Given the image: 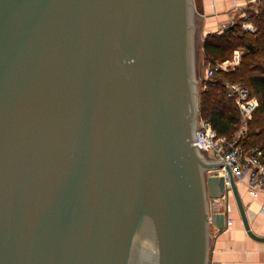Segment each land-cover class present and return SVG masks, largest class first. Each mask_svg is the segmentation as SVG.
Returning a JSON list of instances; mask_svg holds the SVG:
<instances>
[{"label": "water", "instance_id": "obj_1", "mask_svg": "<svg viewBox=\"0 0 264 264\" xmlns=\"http://www.w3.org/2000/svg\"><path fill=\"white\" fill-rule=\"evenodd\" d=\"M201 23L194 0H0V264H207Z\"/></svg>", "mask_w": 264, "mask_h": 264}, {"label": "trees", "instance_id": "obj_2", "mask_svg": "<svg viewBox=\"0 0 264 264\" xmlns=\"http://www.w3.org/2000/svg\"><path fill=\"white\" fill-rule=\"evenodd\" d=\"M246 11V16L237 18L222 30L208 32L202 40L205 63L228 59L236 48H241L242 53L233 68L219 69L212 78L202 80L198 109L200 116L209 119L218 134L231 137L239 114L234 101L226 95L225 82L242 81L258 99L242 144L264 148V6L250 7ZM243 20H250L255 28H243Z\"/></svg>", "mask_w": 264, "mask_h": 264}, {"label": "crops", "instance_id": "obj_3", "mask_svg": "<svg viewBox=\"0 0 264 264\" xmlns=\"http://www.w3.org/2000/svg\"><path fill=\"white\" fill-rule=\"evenodd\" d=\"M194 4L202 14L201 40L208 32L246 16L251 7L246 0H194ZM236 186L250 230L264 236V192L252 196L245 181H237ZM210 205V211L224 212L232 222L221 230L210 225L207 264H264V240L248 234L233 194L212 199Z\"/></svg>", "mask_w": 264, "mask_h": 264}, {"label": "built area", "instance_id": "obj_4", "mask_svg": "<svg viewBox=\"0 0 264 264\" xmlns=\"http://www.w3.org/2000/svg\"><path fill=\"white\" fill-rule=\"evenodd\" d=\"M251 7L264 6V0H246ZM242 26L245 29L253 30L252 23L243 20ZM222 27H226L225 24ZM239 61V51L235 50L231 59H225L209 65L206 70V77L211 78L219 69L232 68ZM225 92L238 108V121L231 137L220 135L212 127L209 119L201 117L198 113L196 129L198 144L207 149L209 156L221 159L224 163L219 168L210 170V173L218 172L224 177V193L227 196L232 193L230 178L226 167H229L232 176L237 181H245L248 192L257 196L264 192V148L259 145L244 146L242 139L245 136L248 120L258 105V99L251 94L250 89L243 83L237 81H226ZM229 206L227 205V211ZM232 220L226 215L223 228H228Z\"/></svg>", "mask_w": 264, "mask_h": 264}, {"label": "rangeland", "instance_id": "obj_5", "mask_svg": "<svg viewBox=\"0 0 264 264\" xmlns=\"http://www.w3.org/2000/svg\"><path fill=\"white\" fill-rule=\"evenodd\" d=\"M248 21H250V20H248ZM243 22V21H242ZM251 22V21H250ZM252 23V22H251ZM228 25V24H227ZM226 25V26H227ZM252 25H253V27L255 28V25L252 23ZM243 27V26H242ZM225 28V27H224ZM244 28V27H243ZM211 32H213V31H211ZM199 35H200V38H201V32H199ZM204 38V37H203ZM203 40V39H202ZM202 40H201V45L199 46V49H198V58H197V71H198V77L200 78V80H199V82L197 83V90H198V98H199V92H200V90L203 88V85H202V80H205V79H207V77H206V70H207V68L209 67V65H211V63H205V61H204V58H203V50H202ZM235 50H238L239 51V61H240V59H241V53H242V49L241 48H236V49H234L233 50V52H232V54H231V56H230V58H228V59H231L232 57H233V53H234V51ZM239 61H238V63H239ZM237 63V64H238ZM235 66V65H234ZM233 66V67H234ZM232 67V68H233ZM215 74V73H214ZM214 76V75H213ZM212 76V77H213ZM211 77V78H212ZM229 81H237V82H240V83H243L242 81H240V80H238V79H236V80H229Z\"/></svg>", "mask_w": 264, "mask_h": 264}]
</instances>
